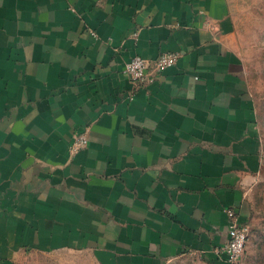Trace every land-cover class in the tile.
<instances>
[{
  "label": "crops",
  "instance_id": "crops-1",
  "mask_svg": "<svg viewBox=\"0 0 264 264\" xmlns=\"http://www.w3.org/2000/svg\"><path fill=\"white\" fill-rule=\"evenodd\" d=\"M238 32L229 0H0V264H230L264 175Z\"/></svg>",
  "mask_w": 264,
  "mask_h": 264
},
{
  "label": "rangeland",
  "instance_id": "rangeland-1",
  "mask_svg": "<svg viewBox=\"0 0 264 264\" xmlns=\"http://www.w3.org/2000/svg\"><path fill=\"white\" fill-rule=\"evenodd\" d=\"M229 3L237 19L239 53L244 61L245 74L264 129V0H229ZM252 199L253 235L241 264H264V175ZM42 261L43 264H51L45 260L40 263Z\"/></svg>",
  "mask_w": 264,
  "mask_h": 264
},
{
  "label": "built area",
  "instance_id": "built-area-1",
  "mask_svg": "<svg viewBox=\"0 0 264 264\" xmlns=\"http://www.w3.org/2000/svg\"><path fill=\"white\" fill-rule=\"evenodd\" d=\"M91 34L97 36L94 31ZM179 58L180 55L178 53H164L155 60H147L143 57L135 56L126 63L124 73L129 78L135 90H139L140 88L157 82L163 76L165 70L174 66ZM88 144L89 140L86 133H78L71 145V152L78 154ZM227 213L230 220L228 240L222 248L217 250V253L219 255H225L230 264H241L250 239V229L247 225L241 223L238 212L235 209L228 210ZM189 255L199 259L203 257L202 252L196 251H190Z\"/></svg>",
  "mask_w": 264,
  "mask_h": 264
}]
</instances>
